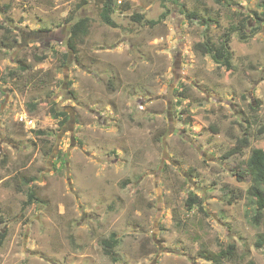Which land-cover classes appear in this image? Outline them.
<instances>
[{
  "label": "rangeland",
  "instance_id": "1",
  "mask_svg": "<svg viewBox=\"0 0 264 264\" xmlns=\"http://www.w3.org/2000/svg\"><path fill=\"white\" fill-rule=\"evenodd\" d=\"M102 3L0 0V264H214L230 244L221 264H264L245 165L264 148V0H114L116 27ZM224 33L228 69L193 48Z\"/></svg>",
  "mask_w": 264,
  "mask_h": 264
},
{
  "label": "trees",
  "instance_id": "2",
  "mask_svg": "<svg viewBox=\"0 0 264 264\" xmlns=\"http://www.w3.org/2000/svg\"><path fill=\"white\" fill-rule=\"evenodd\" d=\"M221 0H217L219 3ZM114 10V0H103L102 8L100 12L101 21L112 27H116L115 21L112 19L111 14ZM264 14V10L262 12ZM188 18L195 17V13L186 14ZM131 19L136 22H141L144 19V15L139 13H133ZM165 15L162 13L160 18H164ZM157 20H146V24L153 26L156 24ZM88 29V18L83 17L76 20L70 26V33L74 37L84 36ZM193 48L202 54H209L213 61L221 64L225 68H231V54L228 50V34L224 33L220 38L217 45L211 43L209 39L203 37L201 41H197L193 44ZM61 115L65 117V113L61 112ZM65 120V119H63ZM258 133L264 132V125H262ZM249 145L247 129L241 137L236 138L235 145L224 153L223 157H229L233 154H240L242 149ZM246 173L249 176V186L246 189V196L248 203L252 205L253 213L249 214L246 212V217L254 224L257 225L261 222L264 215V148H252L250 154L245 162ZM240 176V174L238 175ZM27 200L25 201V206L31 204L34 199V194L30 191L27 194ZM193 202H188V207L192 208L195 202H198V197L196 195H190ZM6 236V230L0 231V246ZM118 239L115 237L114 233H111L109 238L104 241L105 252L111 257L113 261H116L114 257L113 249L117 245ZM255 247L259 248L264 245V233H260L254 243ZM234 245L230 244L227 248H221L217 253L207 256L206 259L211 260L214 264H221L222 259L231 257L234 251Z\"/></svg>",
  "mask_w": 264,
  "mask_h": 264
},
{
  "label": "built area",
  "instance_id": "3",
  "mask_svg": "<svg viewBox=\"0 0 264 264\" xmlns=\"http://www.w3.org/2000/svg\"><path fill=\"white\" fill-rule=\"evenodd\" d=\"M19 120L24 121L26 124H32V119H26L25 116H20Z\"/></svg>",
  "mask_w": 264,
  "mask_h": 264
}]
</instances>
